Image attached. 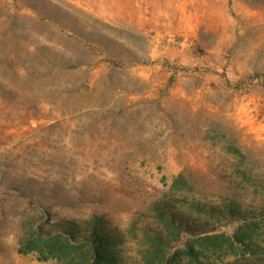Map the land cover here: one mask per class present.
<instances>
[{"label": "rangeland", "instance_id": "obj_1", "mask_svg": "<svg viewBox=\"0 0 264 264\" xmlns=\"http://www.w3.org/2000/svg\"><path fill=\"white\" fill-rule=\"evenodd\" d=\"M65 220L264 264V0H0V264H93Z\"/></svg>", "mask_w": 264, "mask_h": 264}, {"label": "trees", "instance_id": "obj_2", "mask_svg": "<svg viewBox=\"0 0 264 264\" xmlns=\"http://www.w3.org/2000/svg\"><path fill=\"white\" fill-rule=\"evenodd\" d=\"M159 213L163 214L167 220L165 223L172 226L175 224L178 229H181L184 225V221H176L175 215L169 209L158 210ZM91 224H85L80 226L75 221L65 220L61 223V230L66 235V237L73 239L75 241L81 242L79 246L84 253H88L90 257L94 260L93 264H112L111 256L114 253V236L108 229H99L97 227L96 221H89ZM84 228V229H82ZM175 231V230H173ZM81 240V241H79ZM46 237L41 238V242L46 243ZM66 243L61 246L65 249ZM34 246H30L29 249H20L19 252L27 253L28 251L34 250ZM93 256V257H92ZM44 259L46 257H43Z\"/></svg>", "mask_w": 264, "mask_h": 264}]
</instances>
